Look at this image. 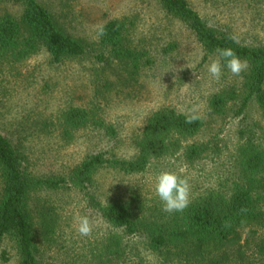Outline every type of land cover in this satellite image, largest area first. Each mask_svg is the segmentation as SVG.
Here are the masks:
<instances>
[{
    "label": "rangeland",
    "instance_id": "rangeland-1",
    "mask_svg": "<svg viewBox=\"0 0 264 264\" xmlns=\"http://www.w3.org/2000/svg\"><path fill=\"white\" fill-rule=\"evenodd\" d=\"M46 8L70 36L97 48V28L110 20L124 23L130 48L146 54L149 63L132 69L115 62H101L99 50L52 64L42 49L19 62L0 63V134L8 138L24 158L34 176H62L88 155L102 154L129 159L135 154L131 139L147 117L161 108L187 115L193 109L201 115L199 131L184 144L205 143L202 157L186 163L181 151L150 160L140 174H123L100 168L91 177V186L44 190L31 196L32 209L50 213L55 221L54 236L39 245L43 261L56 264H177L148 251L142 238L124 236L108 227L94 204L108 200L129 202L134 195L141 208L161 202L154 193L155 176L172 171L189 178L190 200L208 191L228 194L236 175L235 149L239 137L250 138L264 148V118L253 101L242 112L233 113L231 103L224 113H210L211 95L228 87L238 89L241 75L223 68L214 80L208 65L215 56L204 58L194 35L183 24L167 16L156 0H36ZM210 27L228 32L245 45L264 46V0H184ZM17 16L18 4H1L0 13ZM102 58V57H100ZM146 61V57L143 58ZM264 86V84H263ZM70 107L89 113L83 128L62 136L61 114ZM101 124V125H99ZM109 126L114 136H108ZM92 197V200L89 197ZM264 197V192H263ZM264 203V202H263ZM34 209V210H35ZM264 209V207H263ZM33 211L34 230L39 221ZM87 216L92 234L77 231L79 217ZM107 233H115L124 254L96 256ZM222 264H264V221L241 230L237 240L220 247ZM0 264H18L12 242H0ZM199 264H204L200 262Z\"/></svg>",
    "mask_w": 264,
    "mask_h": 264
},
{
    "label": "trees",
    "instance_id": "trees-1",
    "mask_svg": "<svg viewBox=\"0 0 264 264\" xmlns=\"http://www.w3.org/2000/svg\"><path fill=\"white\" fill-rule=\"evenodd\" d=\"M156 1L167 16L192 32L204 58L215 56L217 59V49L232 48L248 62L238 89L228 87L211 95L207 101L208 111L224 113L226 104L231 103L233 113L239 115L248 102L253 101L264 118V46L242 44L228 32L208 26L184 0ZM1 4H18L20 12L17 16L0 13V63L23 61L42 49L52 64L96 50H99L96 56L101 62H115L121 68L129 62L133 63V70L150 64L145 53L129 47L127 30L120 20L102 25L105 34L97 36V48L91 50L84 41L67 34L36 0H0ZM88 118L89 113L83 108L66 109L61 114L62 136L69 137L71 129L83 128ZM185 118L186 115L173 109H158L147 117L140 133L131 139L135 150L133 157L117 159L102 154L88 155L63 177L32 175L18 149L0 134V242L3 238L12 242L18 264H56L43 261L39 249L40 244L54 236L55 221H49L52 216L44 213L46 209L30 208L31 196L69 186H77L86 195L94 171L100 168L126 175L140 174L150 160L178 151L186 163L200 159L207 150L205 143L184 144L183 147L181 143L199 131L201 121L187 124ZM104 130L106 135L114 136L109 126ZM238 139L234 161L236 175L230 182L228 194L208 191L193 198L184 211L173 213H165L155 204L142 209L141 202L133 195L129 202L108 200L94 204L99 217L124 236L142 238L148 251L166 261L174 258L177 264H222L220 255L214 253L226 243L237 240L242 229L264 221V148L243 135ZM89 198L92 200L91 196ZM33 211L39 221L38 235L34 230ZM105 235L96 256L113 258L124 254L120 237L115 233Z\"/></svg>",
    "mask_w": 264,
    "mask_h": 264
},
{
    "label": "clouds",
    "instance_id": "clouds-1",
    "mask_svg": "<svg viewBox=\"0 0 264 264\" xmlns=\"http://www.w3.org/2000/svg\"><path fill=\"white\" fill-rule=\"evenodd\" d=\"M104 34V27L98 26L97 36ZM217 52L218 58L208 65V72L214 80H220L224 67L238 77L247 70L248 62L242 60L232 48H220ZM201 118L198 111L193 109L186 115L185 123L192 124ZM154 193L161 202V210L165 213L182 212L191 202L189 178L172 171H161L155 176ZM225 226H228L227 222ZM77 231L82 237L92 234L93 226L87 216L79 217Z\"/></svg>",
    "mask_w": 264,
    "mask_h": 264
}]
</instances>
